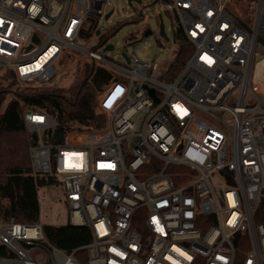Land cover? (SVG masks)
<instances>
[{
    "label": "built area",
    "instance_id": "built-area-1",
    "mask_svg": "<svg viewBox=\"0 0 264 264\" xmlns=\"http://www.w3.org/2000/svg\"><path fill=\"white\" fill-rule=\"evenodd\" d=\"M229 1L156 0L159 35L171 13L194 48L173 74L178 52L169 67L103 55L111 43L97 19L115 14L109 0H0V79L38 89L85 66L109 76L96 96L101 129L24 114L37 137L29 176L65 185L66 225L91 242L65 252L41 221L0 218V264H237L240 254L264 264V0L252 26Z\"/></svg>",
    "mask_w": 264,
    "mask_h": 264
},
{
    "label": "trees",
    "instance_id": "trees-1",
    "mask_svg": "<svg viewBox=\"0 0 264 264\" xmlns=\"http://www.w3.org/2000/svg\"><path fill=\"white\" fill-rule=\"evenodd\" d=\"M237 17V16H236ZM237 19L247 24L244 19ZM178 54L169 68L173 74L179 72L193 53V45L178 32ZM82 80L70 88L43 87L12 89L15 83L7 78L0 79V111L6 97L12 92L17 100L10 101L0 114V218L4 222L35 224L40 221L38 188L52 184V178L29 176L30 148L37 137L26 129L24 114L27 110L47 114L58 122L61 130L101 129L106 124L105 116L99 111L97 92L108 82V74L100 69L86 67ZM3 82L10 83L4 86ZM48 241L55 247L73 252L91 242V232L86 227L71 225H44ZM239 255L237 264H242Z\"/></svg>",
    "mask_w": 264,
    "mask_h": 264
},
{
    "label": "rangeland",
    "instance_id": "rangeland-1",
    "mask_svg": "<svg viewBox=\"0 0 264 264\" xmlns=\"http://www.w3.org/2000/svg\"><path fill=\"white\" fill-rule=\"evenodd\" d=\"M260 0H230L228 11L240 19H244L247 25L252 26L257 15V8ZM116 8L115 14L110 21L99 17L97 22L102 29V34L105 36L113 35L109 42L115 45L114 51L104 53L117 66H129L123 58V54H128L133 60H140L144 63H158L168 65L172 63L176 52L179 51V43L176 40L177 24L171 13H163L164 24L168 40L160 37L157 24V15L161 13V2L156 0H144L142 6L135 4L130 7L128 0H109L106 6V12L110 13L113 8ZM143 10V17L140 20V12ZM147 32L143 34V31ZM153 33L147 36V33ZM92 45H95V40ZM100 53L103 50L97 47H92ZM87 66L83 67L86 69ZM84 69V70H85ZM84 70L75 72L70 70L67 75H64L59 82V88H70L73 84L82 80ZM112 71H117L111 67ZM163 80V78H160ZM10 83L3 82L4 86ZM106 87V86H105ZM104 87V88H105ZM16 86L12 87L15 89ZM11 95L6 97V105L13 101ZM48 139V136L45 134ZM40 202V221L44 225L62 226L67 224L69 207L66 201V189L62 182H53L51 186L41 187L38 191Z\"/></svg>",
    "mask_w": 264,
    "mask_h": 264
},
{
    "label": "water",
    "instance_id": "water-1",
    "mask_svg": "<svg viewBox=\"0 0 264 264\" xmlns=\"http://www.w3.org/2000/svg\"><path fill=\"white\" fill-rule=\"evenodd\" d=\"M135 2L137 4H142L143 0H128V3L129 5H132V3ZM112 13H110L108 15V17L111 15ZM159 20H160V36L167 39L168 40V37H167V33H166V29H165V24H164V19H163V16L162 15H159ZM100 33V31H98V34ZM151 31L147 33V36L151 35ZM113 35H109L107 37L106 40H110L112 38ZM114 50V45L113 44H109L107 45L105 48H104V51H113ZM124 56L127 58V60L129 61L128 57L126 56V54H124ZM151 94L154 95V91L153 90H150ZM158 101V99H157ZM55 137L57 140H60L62 141L63 140V137H64V132L62 131H59L57 130L55 132Z\"/></svg>",
    "mask_w": 264,
    "mask_h": 264
}]
</instances>
